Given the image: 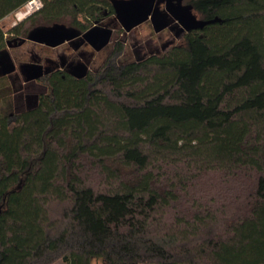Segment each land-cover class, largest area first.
I'll list each match as a JSON object with an SVG mask.
<instances>
[{
	"label": "trees",
	"instance_id": "16d2710c",
	"mask_svg": "<svg viewBox=\"0 0 264 264\" xmlns=\"http://www.w3.org/2000/svg\"><path fill=\"white\" fill-rule=\"evenodd\" d=\"M31 1L0 0V55L114 14L42 0L6 32ZM184 4L221 22L99 75H42L22 111L0 90V264H264V0Z\"/></svg>",
	"mask_w": 264,
	"mask_h": 264
},
{
	"label": "rangeland",
	"instance_id": "374dc122",
	"mask_svg": "<svg viewBox=\"0 0 264 264\" xmlns=\"http://www.w3.org/2000/svg\"><path fill=\"white\" fill-rule=\"evenodd\" d=\"M162 10H164V6ZM26 11L27 9L23 7L5 18L2 21L5 31L8 32L14 25L31 14L26 13ZM194 14L200 18L198 14ZM175 25L177 24L171 21L166 28L156 31L154 24L148 21L127 33L115 18H108L100 25L103 30L109 32L107 43H104L107 38L102 37L104 40H101V42L98 38H93V46L105 45L102 47L101 52L96 53V58L94 57V61L91 62L92 67L97 68L103 64L109 58V54H112L110 56L111 62H122L133 61L139 55L149 56L160 51H168L172 46L183 43V38L176 36V30L173 28ZM40 44L43 43L27 40L22 46L14 47L13 51H10L15 58L13 63L16 66V71L10 75L0 76L2 95H8L3 108L10 106L12 111H22L36 105L39 94L47 92L45 83L31 77L34 68H38L39 73L44 74L47 67V62H33V56L44 60L53 55L47 53L46 50H40ZM115 44H118V46H115ZM61 54L58 55V59H62V62L58 63L64 65L67 63L64 62L66 60L64 57L67 56L62 57ZM54 64L56 62H50L49 66L53 67ZM56 264L66 263L59 261ZM93 264H102V262L95 261Z\"/></svg>",
	"mask_w": 264,
	"mask_h": 264
},
{
	"label": "water",
	"instance_id": "95a60500",
	"mask_svg": "<svg viewBox=\"0 0 264 264\" xmlns=\"http://www.w3.org/2000/svg\"><path fill=\"white\" fill-rule=\"evenodd\" d=\"M115 16L122 29L127 33L131 32L138 26L152 20L156 31L166 28L168 25V17L177 23L182 33H188L193 30L203 29L206 25L221 22L220 19L205 21L194 14L190 5L184 4V0H164L165 13L156 11L157 0H111ZM107 38L109 33L103 34ZM73 37V31L64 26H55L50 28H40L32 32L29 36L30 40L45 43L50 46H56ZM24 41H21V43ZM105 45V44H103ZM0 76L10 75L16 71L15 64L11 61L8 51L0 55ZM31 77L40 78L43 74L39 73L38 68H34ZM78 74H74L78 78L85 76L82 67L77 68Z\"/></svg>",
	"mask_w": 264,
	"mask_h": 264
},
{
	"label": "flooded vegetation",
	"instance_id": "af4514ba",
	"mask_svg": "<svg viewBox=\"0 0 264 264\" xmlns=\"http://www.w3.org/2000/svg\"><path fill=\"white\" fill-rule=\"evenodd\" d=\"M163 6H164V10H162ZM156 11L157 12L164 11V13H165L164 0H162V2H159V0H157ZM111 17L116 19L115 12H114V14H110L108 11H106L104 13V16L101 17V19L95 21L96 23L90 31L89 30L88 31L75 30V31H73V37L71 39H68L59 45L50 46V45H47L45 43L40 44L41 45L40 50H46L47 53H49L50 55L51 54H53V55H52V57L45 58L44 60L38 59V57L36 58L35 56H33V62H47L46 72L43 74L44 76H49L52 73H55L58 71H63V72H66L67 74H69L70 76H72L76 79H82V78H78L74 75V74H78V75L80 74L77 71L78 67H82L84 69V71H85L84 77H88L91 74L99 75V73H101V69H102L103 64L105 62H111L110 56L112 54H109V58H107L106 61L103 64H101L99 67L93 68L91 62L94 61L93 60L94 57L96 58V53L101 52V49L104 46V45H100L98 47L93 46V38L96 37L101 42L103 34L106 33L107 31L103 30L100 27V25H102L105 20H107L108 18H111ZM167 20H168V24H170L171 21L175 22V21H173V19L171 17H168ZM149 21L152 22V20H149ZM173 28L176 30V36H179V37L183 36L184 33H182L180 31V28L178 25H175ZM27 40H30L29 37L28 38L27 37L21 38V41L25 42ZM21 41L18 43H14V44L11 43L5 49V51L8 49V53H9V56H10V59L12 62H15V60H14L15 58L11 55L10 51H13L14 47L22 46L24 44V42L21 43ZM115 46H118V44H115ZM164 48H165V46H164ZM60 53H62L61 54L62 57L67 56V57H64L66 59V60H64V62H67L64 65H61L60 63H58V62H62V59H58V55ZM162 53H165V52L160 51V52H157V53H154L151 55H155V54L159 55ZM151 55H149V56H151ZM149 56L139 55L133 61H122V62H139L142 59L148 58ZM0 62H3V61H0ZM50 62H56V64H54V66L51 67V66H49Z\"/></svg>",
	"mask_w": 264,
	"mask_h": 264
},
{
	"label": "built area",
	"instance_id": "2783aa9c",
	"mask_svg": "<svg viewBox=\"0 0 264 264\" xmlns=\"http://www.w3.org/2000/svg\"><path fill=\"white\" fill-rule=\"evenodd\" d=\"M41 7H42V0H32L25 6V8L27 9L26 13L30 14L33 10L39 9Z\"/></svg>",
	"mask_w": 264,
	"mask_h": 264
}]
</instances>
